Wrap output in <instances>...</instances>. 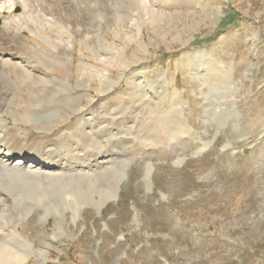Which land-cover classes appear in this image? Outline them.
Here are the masks:
<instances>
[{"label": "rangeland", "instance_id": "obj_1", "mask_svg": "<svg viewBox=\"0 0 264 264\" xmlns=\"http://www.w3.org/2000/svg\"><path fill=\"white\" fill-rule=\"evenodd\" d=\"M1 1L0 28L21 18L22 46L54 83L66 84V93L53 96V82H30L40 98L34 103L16 80V104L32 115L56 113L27 125L9 112L8 126L54 136L92 112L95 135L59 150L117 155L110 170L94 167L90 182L67 181L68 187L92 185L82 196L104 203L85 199L75 218L60 205L42 207L55 200L51 195L40 205L5 194L10 203L0 204L1 261L18 263L5 256L11 249L27 255L23 264H264V0H59L78 24L66 35L58 17L51 25L38 20L45 1L24 0L26 7L17 0L10 10L9 0ZM35 9L39 14L31 20ZM194 61L219 66L223 90L201 81ZM81 63L93 67L91 75L81 74ZM141 74L179 103L170 111L171 99L144 97L142 112L161 108L189 125L168 146H149L141 128L125 133L140 116L133 106L119 107L118 98H127ZM154 134L165 138L161 130Z\"/></svg>", "mask_w": 264, "mask_h": 264}, {"label": "bare ground", "instance_id": "obj_2", "mask_svg": "<svg viewBox=\"0 0 264 264\" xmlns=\"http://www.w3.org/2000/svg\"><path fill=\"white\" fill-rule=\"evenodd\" d=\"M16 1L17 0H9L7 10H10ZM21 1L20 2L23 4L24 0ZM36 1L41 5L45 1L44 3L46 6L45 9H42V16L38 17L39 21H41L42 23L46 22L47 24L51 25L55 17H58L59 20L61 19V24L64 25L62 33L65 35L67 33L64 30H67L69 34V31H75V29H77L78 24L75 21L76 18L73 19L72 17L70 18L67 16V9L65 11V7L67 5H64L65 7L62 6L61 4H59V0H57L58 2L55 0ZM24 6L27 7L26 3ZM40 8L38 7V9ZM36 10L37 9L33 11L31 10L28 18L31 19V17L38 15L39 13L36 14V12H38ZM13 18L14 17H11L5 20L3 23V28H0V77L1 81L4 84V88H0V204L2 205L6 202L10 203L9 197L5 194H8L10 197L16 198L20 204L25 199L39 204L41 199L45 198L47 195H51L55 197V200H52L49 206L43 205L42 207H45V209L51 207L52 209L56 210L60 205L59 207H61L62 209L71 210L72 217L75 218L79 213V206L82 205L85 199L87 200L90 198L91 200L102 206L104 203L102 202V198L100 200H97L92 197L94 196L93 194L86 193L84 194V196H82V193L86 191V189L89 190L92 185H87L86 187H68L67 181L76 180L82 182L87 180L88 182H90V175L96 172L93 168L96 167L99 172L110 170L112 165L117 160V155H111L110 153L107 156H104V153H88L78 155L74 152L69 156L67 154L64 155L63 152L59 150L60 145H64L65 143L69 145L73 144L75 147L81 146V144L79 145L77 143L80 137H88L90 133L92 134V136L95 135L94 124L96 121L94 120L96 119V117L92 115V112L86 114L88 115L87 117L84 114H80L77 117L74 125L66 130L61 131L60 133H58V135L54 134V136H51L49 134H40L39 132H41L42 129L36 130V133H32L29 129H27L28 127L19 129L16 126H8L6 116L9 112L17 113L19 115L18 121H24L27 125L32 122L42 123L45 120H50L56 113V111L47 110L40 115H32L30 114L31 111L21 107V105H18L15 102L12 83L14 84L16 80V83L20 86H22L23 84L26 85V90H29L27 95L35 103L36 101L40 100V98L37 96L38 93L36 94V92L32 89L30 82L33 83L34 80H37L48 84L54 81V79H52L54 77L49 75L48 73L46 74V71L41 68L37 59L34 58L22 46V32L19 25L21 24L22 20L21 18ZM46 27L49 28V26ZM45 31L46 30H44V32ZM81 33L83 35H86L83 29L81 30ZM195 61L190 63L198 66L197 73L200 74L199 79L201 81L209 80V82H213V85L218 89L223 90L226 81L224 77H222L223 74L221 72V68L217 65L204 68L201 65L199 66ZM78 69L81 74L87 76L91 75V73L93 72V67L88 66L85 63H81L78 66ZM137 79H139V82L136 83V85L131 86V88L126 93H124V96H126L127 98L124 99L123 97H120L118 98L119 100L117 99V105L119 107H124V105L126 108L133 106L134 110H138L137 113L140 116V118L135 117L138 120L137 124L133 122L137 127L135 128L133 124L130 128L125 127V133L127 132V130L128 132L131 130L139 131V129L141 128L146 134L144 136V139L147 140L150 143L149 146L152 147H157L159 142L161 141V143L164 144L163 147L168 146L167 143L170 140L177 141L180 135L187 134L190 128L187 121H185L183 117H174L172 113L167 114L161 108L160 110H158L153 109L150 106H148V109H145L144 112H142L144 106L140 101L144 97H155L156 99L165 100L171 99L170 111L173 104L178 105L179 103L177 100L173 101L175 96L170 97L166 92H159L156 90L158 89V87H160L159 81L152 80L150 77H146V75L142 74L138 75ZM64 82H53L54 84H52V87H54L51 91L53 96L65 92L66 84ZM221 82H223V87L219 86ZM216 83L218 84V86L216 85ZM140 84L143 85V88ZM45 88L46 87H44V89ZM233 91H235V87H232L229 90L230 93H232ZM227 92L228 87L226 88V94ZM48 93L49 92H47V94ZM57 99L58 97L56 98V100ZM232 105H234V102H232ZM150 111H153L154 116L149 113ZM146 113H149V115H146ZM145 115L146 118H144ZM169 118L173 121H169ZM121 119L122 121L126 120L124 116H122ZM129 119L133 118L129 117ZM104 123H106L105 119L99 121L98 123L101 126L102 130L105 127ZM126 123L127 122L125 121V124ZM120 126H118V128H120ZM86 129H90V131L88 132ZM155 130H161V132L165 134V138L158 134L155 135ZM145 146L149 147L148 145ZM84 148L86 147L84 146ZM84 148L81 149V152L84 150ZM91 160H93V164L89 162ZM71 161L78 162H76V165L72 167L70 166L71 163H69ZM86 162H89V166L85 165ZM63 168L66 169L63 170ZM71 169H73L74 173H67ZM151 169L152 167L150 164H148L145 168V180H149V182L146 183L147 188L150 187L149 177ZM65 187L67 189H65ZM60 191L61 193L59 197L56 196L55 194ZM108 197L115 198L116 194H108ZM7 204L8 203H6V205ZM13 236L18 237L19 235L16 233V231H14ZM25 244H27V242H25L24 240L18 241V245L20 246H23ZM3 250V248H0V258ZM12 251L16 252V250H7V254H5V256H7L9 259H17V264H23L27 255L24 253L21 255L16 254ZM0 264L5 263L0 259Z\"/></svg>", "mask_w": 264, "mask_h": 264}]
</instances>
